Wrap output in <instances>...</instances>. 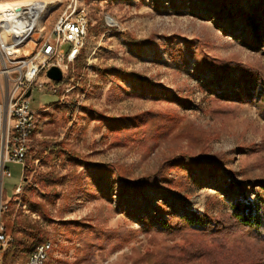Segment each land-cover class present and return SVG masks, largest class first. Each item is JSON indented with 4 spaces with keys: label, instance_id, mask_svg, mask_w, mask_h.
<instances>
[{
    "label": "rangeland",
    "instance_id": "1",
    "mask_svg": "<svg viewBox=\"0 0 264 264\" xmlns=\"http://www.w3.org/2000/svg\"><path fill=\"white\" fill-rule=\"evenodd\" d=\"M34 1L47 3L49 9L40 16L33 35L38 44L52 39L55 21L73 10L70 0H0L11 6ZM77 4L88 18L80 52L85 65L79 76L71 65L58 94L33 89L29 101L37 113L30 149L61 142L74 157L34 160L28 180L47 172L69 180L80 175V186L64 211L59 212L58 201L49 209L55 223L47 226L23 204L22 192L20 205L13 200L15 188L24 182V164L7 163L9 176L3 179L0 194L9 203L0 212L5 235L10 236L18 214L46 229L52 246L44 264H137L148 253L159 257L165 248L177 245L264 256V244L253 235L229 231L215 242L207 237L211 232L202 236L182 227L168 233L143 220L191 212L223 217L229 211L227 202L243 199L226 189V183L264 178V90L255 78L257 72L264 74V43L253 42L242 17L247 12L264 23V12L251 9L264 0H230L225 7L222 0H77ZM101 22L107 29L99 31ZM127 36L134 46L126 42ZM61 49L67 52L69 45ZM63 89L65 98L60 100ZM73 100L68 120L60 104ZM86 107L103 119L89 116ZM179 154L197 158L204 167L209 158H216L215 177L195 166L171 164ZM163 163L157 189L120 193V181L140 179ZM87 164L111 167L98 172ZM110 181L112 188H106ZM213 258L218 264H239L227 253ZM205 261L181 264H208Z\"/></svg>",
    "mask_w": 264,
    "mask_h": 264
},
{
    "label": "trees",
    "instance_id": "2",
    "mask_svg": "<svg viewBox=\"0 0 264 264\" xmlns=\"http://www.w3.org/2000/svg\"><path fill=\"white\" fill-rule=\"evenodd\" d=\"M229 1L230 0H222L224 7ZM251 9L256 10V13L260 14L261 12H264V4L253 6ZM238 13L242 15V12L238 11ZM242 17L249 28L253 42L255 44L264 43V23L259 24L257 19L254 18L255 15L247 12L243 13ZM97 28H99V31H103L107 29V26L104 22H101L98 24ZM125 38L129 45L134 46L136 44V42L130 37L127 36ZM73 65L77 76H79L81 69L85 65V59L80 53L75 59ZM116 71L117 73L123 72L125 75L131 74L118 69ZM261 74L262 72H257L255 78L257 79L259 86L264 90V74ZM138 79L144 82L146 81L145 78ZM75 104V100L62 102L60 104V110L63 113H66L68 120H71L72 118ZM84 111L88 113L89 116L98 118V120L103 119V116L89 107L84 108ZM32 152L35 154L29 159V154ZM60 157L65 158L74 156L63 147L61 142H58L54 145L44 144L37 146L36 148H31L25 159L23 170L24 186L21 196L22 202L29 211L36 213L47 226L54 225L55 223V220L50 216L49 209L54 207L58 201L59 212L61 213L69 206L73 198L76 196L80 186V175H74L69 180V178L67 179L64 176L61 177L58 173L47 172L38 173L37 175L32 176L30 180L28 179L33 171L32 164L34 160L39 159L41 162H47L48 160H56ZM172 160L171 164L176 162L174 163L176 164V167L183 165L195 166L210 178L215 177L219 166L217 159L213 157L209 158L206 167L202 166L197 158L188 154H179L172 158ZM163 165L164 163L158 169H155L140 179L133 181L124 179L120 181V193L133 192L135 195H138L144 187L148 186L157 189L159 179L157 176L161 173ZM86 167L101 172L103 170H109L111 166L87 164ZM160 175L162 176V174ZM97 178H99V176ZM161 180L163 179L161 178ZM113 183L114 182L110 181L105 187L107 188L109 186V188H112ZM225 186L226 189L231 191V193L242 196L243 199H232L227 202L226 208L229 211L228 213L223 214V217L219 216L211 218L191 212L188 216L175 215L171 216L170 219H162V215H159V217H145L143 220L149 227L168 233L176 232L181 230L182 227H185L202 236L206 235L207 232H211L207 237L212 241H218L222 240L221 238L225 232L239 231L246 236L253 235L256 242L264 244V178L256 181H252L251 179L235 181L232 179L229 183H226ZM249 191H252V198L248 197ZM121 194H119L120 198L123 196ZM122 199L123 198H121V200ZM2 200L6 201L3 199V196ZM9 202L12 203L11 200ZM243 240L246 241L244 236ZM46 241H48V232L46 229H43L36 223L30 222L26 218L20 217V214H18L17 217L12 220L9 241L0 250V264H25L35 246ZM220 245L226 248L224 243ZM235 251L231 250V254H229L227 250L221 249L219 251L216 248L203 250L198 246H191L189 247V250H186V248L179 247V245L168 246L161 252V254H157L159 257L155 256L153 253H148L147 255L142 256L137 264H181L184 260L193 262V260L198 258L206 260L205 262H208V264H218L217 259L213 257H220V254L226 253L229 258L232 255L236 256L239 264H264V258H262L264 256H258L255 253H251L253 255L248 258L242 256L239 252L235 254ZM235 263L236 262L229 261L228 264Z\"/></svg>",
    "mask_w": 264,
    "mask_h": 264
},
{
    "label": "built area",
    "instance_id": "3",
    "mask_svg": "<svg viewBox=\"0 0 264 264\" xmlns=\"http://www.w3.org/2000/svg\"><path fill=\"white\" fill-rule=\"evenodd\" d=\"M44 4L17 5L12 7L18 16V26H9L5 20V9L0 12V194L3 179L9 176L6 164L9 162L25 165L26 156L30 150L31 138L28 137L30 118L34 110L29 108L32 90L40 92L59 93L62 83L68 76L69 69L74 63V57L81 52L87 34L88 24L85 23L86 11H81L77 0H70L69 7L73 13H62L55 21L51 35L45 38L44 45L32 55V60L26 64L11 65L3 60V53H26L31 45L35 29L37 10ZM69 45L67 52L61 49ZM58 67L62 72V80L53 82L47 78V71ZM40 78L44 80L40 81ZM29 92V96L26 93ZM60 100L65 98V89L59 94ZM23 183L15 188L22 192ZM4 201L0 196V212L3 211ZM28 212V211H27ZM7 236L0 222V250L6 244ZM47 242H44L33 253L32 259L25 264H38L41 258H46Z\"/></svg>",
    "mask_w": 264,
    "mask_h": 264
},
{
    "label": "bare ground",
    "instance_id": "4",
    "mask_svg": "<svg viewBox=\"0 0 264 264\" xmlns=\"http://www.w3.org/2000/svg\"><path fill=\"white\" fill-rule=\"evenodd\" d=\"M35 4H44L41 6V8L39 10H37V16H36V20H35V29H36L37 25H38V21L40 19V16L42 15V13L46 9L47 10H49V9H48L47 3H44L41 1L29 2L26 5H35ZM12 7H17V5L11 6L8 2H0V12L5 9V20H7L8 25L9 26H18V16H17L16 10ZM81 11H85V9L81 8ZM85 23L88 24L87 15H85ZM35 31H34V33H35ZM34 33H33V35H34ZM43 45H44V39L39 40V43L37 44V43H35V41L33 40V37H32L31 45H29V47L26 48V53H18L16 55H13L12 53H3V60H5L8 63H11V65L26 64L27 60H32V55H35V53H37V50L41 49V47H43ZM78 55H79V53H77V56ZM76 58L77 57H74V61ZM36 114L37 113L34 112L32 115V118H30V124L28 127V137H32V135H33L35 125H36V123H35V120H36L35 115ZM20 194H21V192H15V196L13 199L19 205H20V201H19V195ZM7 206H8V201L4 202L3 211L7 209ZM22 207L24 208V206H22ZM8 241H9V237H7L6 243ZM43 243L44 242L35 246V248L33 249V251L30 254L29 259H32L33 253L38 252V250H40ZM5 245L6 244H4L3 246H5ZM3 246H1V248ZM51 246H52V244L48 241L47 242V249H46V258H41V261L38 264H44L45 263V260L47 259V253L51 249Z\"/></svg>",
    "mask_w": 264,
    "mask_h": 264
},
{
    "label": "water",
    "instance_id": "5",
    "mask_svg": "<svg viewBox=\"0 0 264 264\" xmlns=\"http://www.w3.org/2000/svg\"><path fill=\"white\" fill-rule=\"evenodd\" d=\"M47 78L53 82H60L62 80V72L57 67H51L47 71ZM29 92L26 93V96H29Z\"/></svg>",
    "mask_w": 264,
    "mask_h": 264
}]
</instances>
